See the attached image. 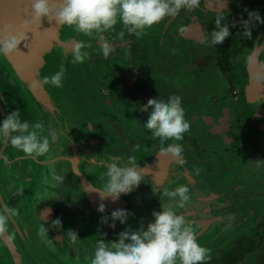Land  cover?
<instances>
[{"label":"water","instance_id":"obj_1","mask_svg":"<svg viewBox=\"0 0 264 264\" xmlns=\"http://www.w3.org/2000/svg\"><path fill=\"white\" fill-rule=\"evenodd\" d=\"M29 21L31 0H0V29L8 24L20 28ZM28 27V39L19 50L0 58V119L18 110L22 121L40 123L41 135L50 138L54 134L56 140L51 142L48 154L36 159L0 143V154L8 157L7 164L0 160V206L14 210L7 232L0 233V264H90L98 240L113 241L116 234L128 227L135 230L140 223L146 228L153 220L152 212L160 211L161 204L171 205L185 217L208 254L239 231L246 220L229 218L225 189L231 187L236 173L243 172L241 168L229 169L226 181L220 184L216 163L198 160L186 144L166 141L163 145H182L183 163L178 164L172 156L161 154L160 143L148 149L124 144L108 123L107 116L111 114L116 124L124 121L131 134H149L143 127L148 113L138 112L127 103L141 98L139 102L146 105L149 99L164 100L169 94L180 96L182 107L185 102L193 103V109L184 111L189 123L200 116L197 113L203 107L195 102L196 91L200 90L180 83L179 94L173 93L179 85L177 64L167 67L172 80L164 82L167 91L163 96L154 95L156 79L134 80L132 89L130 79H121L131 70L135 75L149 77L156 67L166 68L163 60L151 54L152 46H145L154 41L153 33L149 34L152 27L138 38L118 22L102 34L114 48L107 59L100 52L96 35L79 34L55 21L49 23L47 18L41 23L31 21ZM80 44L85 45L81 50L88 56L83 63H73L74 49ZM61 66L62 87L42 83L45 76H52ZM131 91L147 93L136 97L129 94ZM117 156L124 163L134 157L141 167L142 181L116 203L110 199L101 201L93 190L103 189L106 168L102 162L110 163ZM180 184L189 187L190 201L183 209H176L162 194L166 188L172 190ZM100 203L106 205L103 214L97 211ZM118 208L131 213L126 224L117 222L112 229L101 223L102 216L110 217ZM56 220L61 226L53 225ZM68 231L77 234L75 242Z\"/></svg>","mask_w":264,"mask_h":264},{"label":"flooded vegetation","instance_id":"obj_2","mask_svg":"<svg viewBox=\"0 0 264 264\" xmlns=\"http://www.w3.org/2000/svg\"><path fill=\"white\" fill-rule=\"evenodd\" d=\"M248 12H258L264 19V0H201L197 9H182L176 17H166L158 27L159 34L168 32L171 40L161 50L163 59L165 51L170 56L164 60L166 68L156 67L149 77L135 75L133 70L121 77L130 79V89L134 80L156 79L154 95L163 96L167 91L164 82L172 79H165L168 76L161 71L176 64L184 69L182 79L191 81L185 86L200 90L195 102L203 108L178 142L188 145L203 162L215 160L220 184L226 181L229 169L243 171L236 173L231 187L225 189V205L231 220L244 219L246 223L210 252L205 264H264V163L254 164L264 161V82L256 79L264 70V23H252L251 37H242L239 22L248 19ZM218 16L224 17L221 23L229 26L231 36L221 45H211L210 33ZM180 56L185 60L183 65ZM145 93L129 94L144 97ZM138 99L127 105L140 112L145 103ZM107 119L116 138L132 148L148 149L160 143L151 133L131 134L128 125L124 121L116 124L111 114ZM3 248L8 247L5 244Z\"/></svg>","mask_w":264,"mask_h":264},{"label":"clouds","instance_id":"obj_3","mask_svg":"<svg viewBox=\"0 0 264 264\" xmlns=\"http://www.w3.org/2000/svg\"><path fill=\"white\" fill-rule=\"evenodd\" d=\"M201 0H31V21L40 22L47 18L49 23L55 21L58 26H66L73 31L85 36H98L99 48L102 56L107 59L114 52L112 45L107 42L103 33L108 32L118 22L124 26L127 33L141 37L147 29L159 24L166 17L174 18L180 11L197 9ZM223 16H218L213 31L210 33L209 43L221 45L231 36L229 26L221 23ZM26 22L20 28L11 24L0 29V58L7 57L19 50L22 42L28 39L30 32ZM252 23H264L258 12H248V19H241L239 24L242 37L250 38ZM236 27L235 24L232 25ZM183 31V28H181ZM121 32V36H123ZM84 44L78 45L73 52L72 62L83 63L88 56L82 51ZM64 69L52 76H45L43 84L56 88L63 86ZM258 82H264V70L257 73ZM141 112L148 113V119L143 127L151 135L159 138L161 154L172 156L178 164L183 147L179 143L165 145L166 141H181L184 133L189 130L190 124L185 119L180 96L169 94L166 99L152 98L142 105ZM40 123L30 124L20 119L19 111L9 113L0 120V143L10 144L12 148L33 159L44 157L50 151V144L56 140V135H41ZM0 160L8 163V157L0 154ZM257 161L254 164H261ZM106 168L102 179V190H93L100 196L101 201L110 199L116 203L124 195L132 193L142 181V170L135 163V158L130 156L126 163L117 156L110 163H103ZM59 180L60 177L54 176ZM154 194L158 193L153 191ZM190 189L185 184H180L174 189H165L163 197L172 201L176 209H183L190 201ZM160 194V193H159ZM161 195V194H160ZM162 198V197H161ZM160 211H153V220L146 228L140 223L135 230L131 227L116 234L113 241L105 242L100 239L95 244V251L90 264H205L208 250L201 246L196 238L193 227L183 215L171 205H162ZM97 211L105 213L106 205L100 203ZM14 215V210L8 207L0 210V233L7 232V223ZM131 213L127 209H115L109 216H102L101 223L115 229L117 222L124 225ZM111 220V223H109ZM61 222L56 220L53 225ZM70 239L75 242L77 234L68 231ZM12 237L9 236L10 240Z\"/></svg>","mask_w":264,"mask_h":264},{"label":"rangeland","instance_id":"obj_4","mask_svg":"<svg viewBox=\"0 0 264 264\" xmlns=\"http://www.w3.org/2000/svg\"><path fill=\"white\" fill-rule=\"evenodd\" d=\"M158 27H160V24H158V26H152V30H149L150 31V33L149 34H151V33H153V35L152 36H154L153 38H154V41H152V42H147L146 44H145V46H152L151 48H150V50H151V54L153 55V57L155 58V57H157V58H160L161 60H165V59H168L169 57L167 56V52L165 51V59H163L162 57H161V55H162V51L161 50H164V49H166V47L171 43V40L169 39V36H168V32L164 35V34H159V29H158ZM159 45H161V47L159 46ZM159 52V53H157V55H155V53L154 52ZM181 57V56H180ZM181 60H182V62H181V64L183 65V61H185L184 60V58H182L181 57ZM161 63V62H160ZM160 63H157V64H160ZM178 69H179V71H178V78L179 79H176V84H179V85H177V87L173 90V93H176V94H179V89L181 88V84H187V83H190L191 81L190 80H188V82H187V80L186 79H181L182 77H184V74L182 73V72H184V69H180V67H178ZM172 71H175L174 69H171ZM170 70H162L161 71V73H164L165 74V76H168V72H169ZM182 71V72H181ZM185 73V72H184ZM155 73H153V75H154ZM188 77V76H187ZM165 79H170L169 78V76H168V78H165ZM181 83V84H180ZM193 85L194 86H196L194 83H193ZM190 89H192V88H190ZM181 90V89H180ZM185 96H186V94H185ZM184 96V97H185ZM197 103V102H196ZM184 107H183V109H184V111H188V110H191V109H193L194 108V106H193V103H189V102H185V104L183 105ZM29 114H32L33 115V113L30 111L29 112ZM189 124H192V123H189ZM188 146V145H187ZM216 148H217V146H215ZM195 154V153H194ZM196 156V155H195ZM197 159H198V157H196ZM199 160V159H198ZM207 162H211V163H216V165H217V162L215 161V160H212L211 158H210V160L209 161H207Z\"/></svg>","mask_w":264,"mask_h":264}]
</instances>
